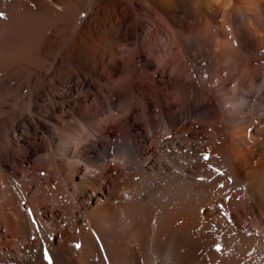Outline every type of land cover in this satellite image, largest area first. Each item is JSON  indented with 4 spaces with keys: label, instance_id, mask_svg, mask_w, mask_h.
<instances>
[{
    "label": "bare ground",
    "instance_id": "6f19581e",
    "mask_svg": "<svg viewBox=\"0 0 264 264\" xmlns=\"http://www.w3.org/2000/svg\"><path fill=\"white\" fill-rule=\"evenodd\" d=\"M0 13V264H264V0Z\"/></svg>",
    "mask_w": 264,
    "mask_h": 264
},
{
    "label": "snow or ice",
    "instance_id": "6c2138e0",
    "mask_svg": "<svg viewBox=\"0 0 264 264\" xmlns=\"http://www.w3.org/2000/svg\"><path fill=\"white\" fill-rule=\"evenodd\" d=\"M213 2H214L217 6H220V5H225L226 3H228L229 0H213ZM3 18H4V14H3V13H0V19H3ZM203 159L205 160V162H207V161L210 159V157L207 156V155H205V156L203 157ZM210 167H211V166H210ZM212 170L215 171V172L217 173V175H223V173H222L219 169H215V168H213ZM198 179L201 180V181L204 180L203 177H199ZM228 182H229V183H232L231 178H229V181H228ZM218 187H220V188H224V185H223V184H220V185H218ZM29 215H31V213H29ZM33 223H35V221H33ZM74 247H75L77 250H79V249L81 248V244H80V243H75V244H74ZM216 251H217V252H220V251H222V249H221L219 246H217V247H216ZM44 259H45V261L47 262V264H53V257L49 254V252H48L47 249L44 250Z\"/></svg>",
    "mask_w": 264,
    "mask_h": 264
},
{
    "label": "rangeland",
    "instance_id": "374dc122",
    "mask_svg": "<svg viewBox=\"0 0 264 264\" xmlns=\"http://www.w3.org/2000/svg\"><path fill=\"white\" fill-rule=\"evenodd\" d=\"M83 16L84 15H81L80 16V19L82 20L83 19ZM142 21H144V19L142 18ZM148 28H149V26H147ZM145 28L143 31H142V33L143 34H140L141 36H138L139 37V39H140V42H144L145 40H146V38H147V35H148V28ZM146 32V33H145ZM143 36V37H142ZM145 38V39H144Z\"/></svg>",
    "mask_w": 264,
    "mask_h": 264
}]
</instances>
